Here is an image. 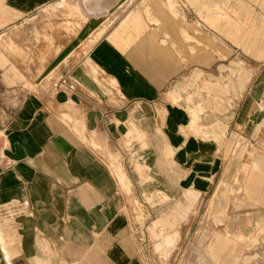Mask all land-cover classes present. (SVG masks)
<instances>
[{
	"label": "crops",
	"instance_id": "0c3cea01",
	"mask_svg": "<svg viewBox=\"0 0 264 264\" xmlns=\"http://www.w3.org/2000/svg\"><path fill=\"white\" fill-rule=\"evenodd\" d=\"M252 1L264 12V0ZM186 2L203 23L180 26L179 35L157 3L152 4L157 16L152 15L159 23L148 31L137 7L117 24V0H0V50H5L0 64H10L27 80L28 66L39 62L27 57L25 72L15 67L32 47L18 36L23 24L38 16L49 14L55 24V30L45 24L40 32L50 47L66 50L50 61L58 70L47 85L26 90L24 80L9 84L0 73V264H151L154 216L177 204L173 214L183 217L185 202L212 194L226 161L219 139L226 144L234 133L244 137V128L232 126L236 119L247 121L246 111L257 125L264 122L263 73L236 113L216 109L225 106L220 94L240 93L234 86L229 90L226 79L201 88L204 78L218 80L224 71L214 59L227 51L211 30L258 57L264 50V18L255 13L240 28L251 11L246 0ZM91 6L93 15L86 10ZM63 13L77 19L85 13L86 19L77 31L81 38L62 36L55 46L53 34L67 33ZM91 17L113 20L82 28ZM164 26L170 32L158 39ZM178 45L193 61L178 62ZM251 75L237 63L240 87ZM240 168L246 172V197L264 206V153L255 152L250 161L230 158L220 183L234 198ZM132 195L146 211L144 234L122 211ZM226 206L215 195L208 201L215 222L228 221L206 243V254L198 252L204 255L199 264H237L250 247L251 231Z\"/></svg>",
	"mask_w": 264,
	"mask_h": 264
},
{
	"label": "rangeland",
	"instance_id": "374dc122",
	"mask_svg": "<svg viewBox=\"0 0 264 264\" xmlns=\"http://www.w3.org/2000/svg\"><path fill=\"white\" fill-rule=\"evenodd\" d=\"M246 2L250 5L251 11L247 13L249 16L245 17L243 22L239 21L238 27L240 28L245 27L244 24L249 22L255 13L260 14L262 18H264V12L257 2L252 0H246ZM153 3H157L159 7L166 8L169 13V18H171L175 25H177L175 32L179 35L181 34L180 26H187L188 23L192 22L203 23L202 18L193 10L186 0H117V24L130 10L137 7L136 12L141 11V14L147 24V30L151 31V28L156 27L158 25L157 23H159L157 20L153 19L154 16L152 14L157 16L156 12L158 11L155 7H153ZM89 4L93 5L94 2H90ZM103 4L107 6L110 3L105 2ZM172 4L174 11H170V6ZM86 10L90 15L95 14L92 6L90 9ZM84 16H86L85 13L77 19L73 18L70 13H63L61 21L64 22V30L67 33L65 35L53 34L54 39L52 45L54 44L56 46L55 41H60L62 36L67 38L69 41L71 39L76 41L79 37L81 38V33L77 31H79V29L81 30L82 25L80 22L85 21L86 18ZM104 20H106L104 24L107 26L113 18L109 17L102 19L98 17H91L88 19L89 24L82 28H91L92 23L96 24ZM50 21V15L48 14L46 16L31 18L23 24L24 30L22 29L23 31L18 38H21L22 36L28 44H32V47H28L26 52L22 54L23 56L20 59L22 60L21 64H17L15 67L18 69L20 68L25 72L26 65L24 64V59H27V57L30 58L31 62L39 63L33 66H28L32 69V73L28 77L26 76L27 80H24V76L20 77L16 75L11 69L10 64H5V62L0 64V73L4 72L7 83H16L17 85H20L19 82L24 80L21 83V87L26 90H31L36 88L38 83V85L49 84L51 79L56 76L58 67H55L54 64L50 63V61L55 62L58 58L60 59L66 50L50 47L49 41L41 36L40 32L42 30V26L45 24H48L52 30L56 29L55 24H51ZM67 21H70L71 25H67ZM98 30L99 29H97V31ZM131 31L133 33H137L133 28ZM157 31L156 36L158 39L164 36L166 37L168 32H170L166 26ZM211 31L212 34H217L221 38L222 47H224L227 51L226 55L220 54L214 59L218 62L219 69H224V71H219L218 80H207L204 78L201 88H206L207 90L212 89V85L221 83L226 79L228 81L229 90L234 86L239 89L240 93L234 91L233 95L230 90V92L220 94L222 97L221 101H223L225 106L219 109L216 105V109L219 113L226 109L236 113L238 109H242L245 98L255 86L259 74H264V50L260 56H254L241 45H238L230 37L227 38L216 33L214 30ZM190 32L193 35H196L194 31ZM140 34H142V32H140ZM95 36L96 32L93 33L89 39L94 40ZM175 45L176 43L173 45V49ZM184 45H186L189 49L190 42H185ZM178 46V52L180 53H176L178 62H180L183 58H186V62L193 61V59L186 57L185 54L183 55V50H181L180 45ZM4 51L5 50H0V57L5 56ZM175 52H177V49ZM238 62L242 63V65L252 71L250 80L242 87L238 85L235 77L236 65ZM259 97L261 98L262 95L259 94ZM262 112L264 113V110ZM245 114H247V121L245 123H238L236 119L233 123L234 126H232L234 131L244 128V132L246 134L243 138H239L238 135L234 133L225 144L221 138L222 135H220L221 139H219L220 142L218 147L219 151L225 155L226 161L222 174L218 178L216 187L212 194H209L206 199L198 198L193 202H185L184 204L187 206L188 211L183 217L173 214L177 204L174 206V209L160 210V212L154 216L155 220L150 226L152 229L150 231L152 240H150L149 246L152 248L153 252V256L150 261L151 264H199L197 260L203 258L206 254V243L217 230H224L228 221V218H226L223 222L216 223L214 216L209 213L207 209L208 201L213 195L218 196L227 204L226 212L228 214L238 212L239 221L242 226L251 231V236L247 239L250 247L243 253L242 260H239L237 264H264V206L260 205L253 199L246 197L243 188L246 172H244L242 168L237 170V179L233 183V188L234 190H238V198H234L233 192L228 191L225 185L220 183V179L223 177V172L227 168L229 160L232 156L239 158V160L243 162L250 161L251 157L257 151L264 153V122L257 125L256 121L251 120L248 111H246L244 115ZM126 190L129 192L128 189ZM122 211L129 217L130 220L133 218L137 220L139 232L144 234L145 230H143V228L145 227V219L147 215L138 198L132 195L129 205L124 206ZM164 218H167L169 223H164ZM148 219L149 221L152 220L151 217ZM132 228L135 229V225L132 224ZM200 237H203L202 244L200 243ZM198 252H201L204 255L201 253L198 254ZM189 253L192 254L188 255Z\"/></svg>",
	"mask_w": 264,
	"mask_h": 264
},
{
	"label": "built area",
	"instance_id": "2783aa9c",
	"mask_svg": "<svg viewBox=\"0 0 264 264\" xmlns=\"http://www.w3.org/2000/svg\"><path fill=\"white\" fill-rule=\"evenodd\" d=\"M1 134V133H0Z\"/></svg>",
	"mask_w": 264,
	"mask_h": 264
}]
</instances>
